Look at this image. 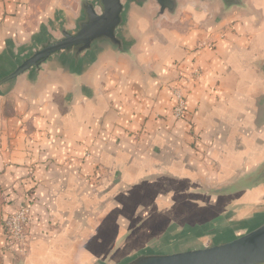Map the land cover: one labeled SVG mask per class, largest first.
<instances>
[{
	"label": "crops",
	"instance_id": "0c3cea01",
	"mask_svg": "<svg viewBox=\"0 0 264 264\" xmlns=\"http://www.w3.org/2000/svg\"><path fill=\"white\" fill-rule=\"evenodd\" d=\"M123 3L126 54L100 44L0 89L3 212L27 197L32 214L26 258L2 230L4 264H121L213 246L264 220V183L207 192L264 165V0H178L163 15L153 0ZM80 11V0H0V72L44 34L73 29ZM179 70L202 76L182 81L188 111L176 121Z\"/></svg>",
	"mask_w": 264,
	"mask_h": 264
},
{
	"label": "water",
	"instance_id": "95a60500",
	"mask_svg": "<svg viewBox=\"0 0 264 264\" xmlns=\"http://www.w3.org/2000/svg\"><path fill=\"white\" fill-rule=\"evenodd\" d=\"M143 5L149 0H128ZM160 8L159 15L174 13L178 0H153ZM226 6H240L242 0H222ZM80 17L75 27L59 28V36L44 34L30 48L0 72V89L15 84L25 75L38 76L44 65L57 59L70 63L81 62L84 54L92 53L95 47L106 44L126 54L129 43L121 28L126 23V4L123 0H80ZM264 183V165L248 180L207 189L211 195H234L256 188ZM213 233L211 226L190 232L198 237ZM155 251V250H154ZM148 250L121 264H264V220L252 230L213 246L200 247L182 252Z\"/></svg>",
	"mask_w": 264,
	"mask_h": 264
},
{
	"label": "built area",
	"instance_id": "2783aa9c",
	"mask_svg": "<svg viewBox=\"0 0 264 264\" xmlns=\"http://www.w3.org/2000/svg\"><path fill=\"white\" fill-rule=\"evenodd\" d=\"M201 76L200 70L191 72L179 70L175 84L169 86L170 93L174 99V107L172 109L174 120L181 121L185 119L188 111L187 101L181 86L182 81L190 84L199 80ZM19 202L20 204L17 208L7 216L5 229L8 245L12 249H15L21 258H26L31 253L29 238L32 229V214L30 202L27 197Z\"/></svg>",
	"mask_w": 264,
	"mask_h": 264
},
{
	"label": "rangeland",
	"instance_id": "374dc122",
	"mask_svg": "<svg viewBox=\"0 0 264 264\" xmlns=\"http://www.w3.org/2000/svg\"><path fill=\"white\" fill-rule=\"evenodd\" d=\"M6 203L3 202V200L0 199V237L2 236V230L5 231L6 235V229H5V220L9 214H11L17 206L20 204V202H11L10 204L12 205V211L11 213L9 212L8 214L4 215L3 208ZM4 215V216H3ZM8 241V240H7ZM0 264H4V260L0 251Z\"/></svg>",
	"mask_w": 264,
	"mask_h": 264
}]
</instances>
